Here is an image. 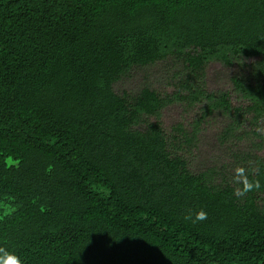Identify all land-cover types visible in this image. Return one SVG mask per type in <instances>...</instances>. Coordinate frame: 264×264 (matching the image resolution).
I'll list each match as a JSON object with an SVG mask.
<instances>
[{
	"label": "trees",
	"instance_id": "trees-1",
	"mask_svg": "<svg viewBox=\"0 0 264 264\" xmlns=\"http://www.w3.org/2000/svg\"><path fill=\"white\" fill-rule=\"evenodd\" d=\"M167 60L170 92L114 89ZM209 62L247 72L209 90ZM173 104L190 118L166 126ZM213 112L226 160L193 172ZM13 256L264 264V0H0V264Z\"/></svg>",
	"mask_w": 264,
	"mask_h": 264
},
{
	"label": "rangeland",
	"instance_id": "rangeland-1",
	"mask_svg": "<svg viewBox=\"0 0 264 264\" xmlns=\"http://www.w3.org/2000/svg\"><path fill=\"white\" fill-rule=\"evenodd\" d=\"M173 61H160L146 66H134L128 74L114 84V89L119 93L126 91L133 93L143 86H150L157 91L166 93L172 90L173 83L176 82L172 77ZM240 72H247V67L242 65L224 66L219 62H209L205 67L204 86L209 90H226L231 89L230 76ZM232 102L239 104L240 100L232 95ZM196 109L190 111L191 116L195 115ZM182 110L179 104L168 106L163 116V122L166 126L177 121L186 123L190 115ZM230 121L226 114L213 112L203 122H201L199 133L194 146L190 151L185 152L187 157L188 168L197 172L209 165L219 164L225 161L227 146L223 145L218 134ZM243 126H248L244 120ZM230 141L227 140L226 143ZM189 148V149H190Z\"/></svg>",
	"mask_w": 264,
	"mask_h": 264
},
{
	"label": "clouds",
	"instance_id": "clouds-1",
	"mask_svg": "<svg viewBox=\"0 0 264 264\" xmlns=\"http://www.w3.org/2000/svg\"><path fill=\"white\" fill-rule=\"evenodd\" d=\"M205 218L206 214L203 211L199 212L195 217L196 220H203ZM6 264H22V261L19 258L13 256L6 262Z\"/></svg>",
	"mask_w": 264,
	"mask_h": 264
}]
</instances>
